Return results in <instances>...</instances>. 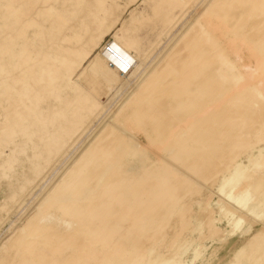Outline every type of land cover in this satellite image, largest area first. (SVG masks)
I'll return each instance as SVG.
<instances>
[{"label": "rangeland", "instance_id": "obj_1", "mask_svg": "<svg viewBox=\"0 0 264 264\" xmlns=\"http://www.w3.org/2000/svg\"><path fill=\"white\" fill-rule=\"evenodd\" d=\"M263 57L264 0H0V264H264V236L246 255L232 253L264 227V127L235 137L246 144L224 180L189 170L221 167L199 149L235 134L219 119L200 123L208 110L192 106L165 141L134 116L147 108L170 125L175 114L154 104L201 102L177 82L210 65L230 89L211 106L243 91L242 107L248 91L264 103ZM119 121L128 132L114 143L118 155L104 158ZM150 161L165 181L146 174ZM96 162L107 168L97 184L60 191ZM117 170L107 189L121 195H98ZM62 203L82 215L61 213Z\"/></svg>", "mask_w": 264, "mask_h": 264}, {"label": "bare ground", "instance_id": "obj_2", "mask_svg": "<svg viewBox=\"0 0 264 264\" xmlns=\"http://www.w3.org/2000/svg\"><path fill=\"white\" fill-rule=\"evenodd\" d=\"M257 61L259 62V65L261 67H264V57L262 59L257 58ZM87 65H89V64H87ZM91 66H92V70L94 71L96 69V65L94 64V61L91 63ZM131 66H132V64L131 65L129 64L130 68H131ZM176 69H177V67L173 68V70H176ZM177 85H178L177 87H179L182 90L186 89L188 92L197 91V92H200L201 94H204V99L201 102H199V101L192 102L189 99H185V101L180 102L177 109H174L175 111L167 110L165 103H155L154 105L156 106V108H158V110L162 114L164 113L163 115L170 117V115L175 114L173 116H175L176 119L172 123H170V125L167 124V121L161 120V119H159L158 121H153V119H151L148 116L149 111H147V108L145 110L147 114H142V113L141 114H134V116L138 120H140L142 127H144V125L146 123H149L151 125V127L153 128L154 133H156L159 137H162V141H165L169 137L171 129L173 127H175V125H177L178 123H182V122L186 121L188 116L195 113V111L191 110L192 106H194V105L197 106L196 108H198L200 111H207L208 110L206 112V115L200 119L201 121L200 120H197V121H200V123H202V122H211L213 120L219 119V122H220L222 128H226L227 125H229L230 130L233 131L235 134L232 138V141H230V142L228 139L227 140L221 139L222 141L220 140L218 142L213 141V140H209L205 143V145L202 148L199 149L201 156L206 157V158L210 157V160H213L214 157H217L216 159L218 160V156H220L221 158L219 160L223 163L222 166H224V167L212 166L209 163H205L202 166H197V165L193 166L192 165V166H190L189 170L191 172L192 171L196 172V171L202 170L203 167H207V168H209L208 172L210 173V175L214 176L217 172H218L217 174L222 173L223 179L226 180V178L229 177V174H230V172H229L230 171V165L233 164L234 159L236 157V154L239 151V148L241 149L246 144V143L245 144L237 143V140H235V137L245 136V138H247V137H249L250 134H255V135L260 134L259 131H261V128L264 127V103L260 100V96H258L256 94H254V96L252 98H250L249 95L252 94L253 92L248 91L247 93H250V94L248 95L247 100L249 99L252 101H249L248 105L242 107L241 104L237 103V101L245 99V98H243L245 96V92L243 91V92H237V93L232 94L229 98L224 100L222 105H218L217 107L211 106V104L215 103L217 101V99L222 100V98L226 95V93H228L230 91L229 80H228V78L222 76V71L220 70V68L217 65L216 66H211V65L205 66V67L201 68L200 72L197 75H195L192 79L186 80V79L182 78L180 81L177 82ZM222 86H225L227 89L225 91H221ZM207 99L211 100L212 102L207 103L206 102ZM229 101L231 103L229 106H227ZM141 106H143V105L141 104ZM225 106H227V108H225L227 110V113H225V109H224ZM217 109L218 110L220 109L221 111L223 110L222 111L223 115L217 117V114L215 113ZM220 118H222V119H220ZM224 123H226L227 125ZM117 124H118V126H117L118 129L115 127L117 129L115 132L116 135L112 139L111 147L109 148L110 150L108 151L106 149L107 148V146H106V147L102 148L101 152L99 153L104 158L108 157V156L118 155V150L116 149V146L114 143H115V141H117V137L119 134H122V137H123V135L125 136L126 133L128 132V129L125 128L124 125H122V122L119 121ZM183 133L184 132H182V130L181 131L179 130L178 135H181ZM147 134L149 135L148 132H147ZM221 136L222 135L220 134V130L216 131L215 133H213L211 135V137H213L215 139H218ZM173 143H175V142H173ZM236 148H238V150L234 151ZM207 150H209L211 152V154H209L207 152ZM210 162H214V161H210ZM97 163L98 162H96V166H93L92 169L88 170V172H87V173H89L88 175H86V174L83 176L78 175L73 180V182L75 181L74 182L75 186L71 185V187H70V183H68V185L64 184L60 191H62V190H74L75 191L78 189H82L84 187H88V185L90 184V181H92L94 178L96 179L95 184H97L98 180H100L102 174L104 172L106 174V171H107V168L102 164V162L101 163L99 162L98 165H97ZM153 163L154 162L150 161V164H148L146 167H144L146 174H148V176L151 178L161 179L162 181H165L163 174L157 168H155ZM262 165L264 167V163ZM226 166L229 168H227ZM121 170L123 172V169H121ZM143 171L144 170H142V172ZM248 172H249V170H245V172L238 173V174H240V176L242 174V176H245L247 178ZM120 173L121 172H119L117 170V171H112L111 173H109V175L107 174L108 176L104 180V182L102 183V188L99 190L100 192L98 193V195L110 194V196H112V197H117V196L121 195L120 190H111V189L108 190L107 189V187L109 185H111V184L116 185L118 182H120V179H119L121 176ZM263 174L258 178V179H260L261 182L257 186L260 188L262 187V185H264V183H263L264 182V175ZM212 176H211V178H212ZM240 176H238V178ZM189 184H192V182L189 181ZM211 185L212 184H209V187ZM142 186L144 188H148L146 185H142ZM74 187H76V188H74ZM210 188H212V187H210ZM117 191H118V193H116ZM211 192H213V191H211ZM213 193L212 194L210 193V194L213 195ZM95 195H97V194H92L91 198H93ZM143 195H144V192L141 191V194L139 195V199L143 198L142 197ZM217 200L215 199V200H213V202L217 203ZM120 202H121V200H120ZM56 208L61 213L62 212L63 213H70L72 215H74V214L79 215L78 213H80L82 215V212L80 210H82L84 207L83 206L76 207L72 204L62 203V204L56 206ZM218 215H219L218 219L222 220L221 214H218ZM41 216L42 215H39L37 217V219H39ZM144 217L146 218V216H144ZM220 220H218V221H220ZM199 221L201 223L204 220H201V218H200ZM218 221H216V224H220V223L222 224L223 223V220H222V222H218ZM147 226L148 225H146V226L144 225L143 227L145 228ZM203 226L204 225L202 223L201 228ZM41 227H42V225H41ZM258 233L260 235L256 234L253 237V239L251 240L252 242L250 244H249V242H245V243L241 244L240 246H238L236 249L232 250V253L234 252L236 254V257L238 258V256H237L238 254H240V253L244 254L247 251V249H249L250 246L258 244V239H260L261 236H264V227H262L260 232H258ZM260 243H262V242H260ZM181 248H183L184 251H185V249H187L185 244ZM253 249H254V247H253ZM262 249H260V250H262ZM257 252H259V251H257ZM250 253L251 252H249V254ZM245 255H246V253H245ZM249 257H251V256L249 255ZM162 258L163 257L157 258V262H160ZM241 258H242V256H241ZM241 258H240V260L242 261ZM123 263L124 262L121 260H116V261L114 260L113 263H111V264H123ZM239 263H241V262H239ZM222 264H227V261L223 262ZM228 264H230L229 261H228Z\"/></svg>", "mask_w": 264, "mask_h": 264}, {"label": "built area", "instance_id": "obj_3", "mask_svg": "<svg viewBox=\"0 0 264 264\" xmlns=\"http://www.w3.org/2000/svg\"><path fill=\"white\" fill-rule=\"evenodd\" d=\"M128 68H130V67L128 66Z\"/></svg>", "mask_w": 264, "mask_h": 264}]
</instances>
